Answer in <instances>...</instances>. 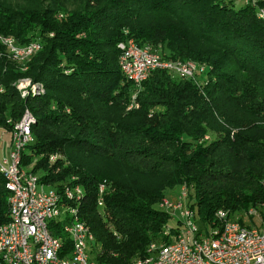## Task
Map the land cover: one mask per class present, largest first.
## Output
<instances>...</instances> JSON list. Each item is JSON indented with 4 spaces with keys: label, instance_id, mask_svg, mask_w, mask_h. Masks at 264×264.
Returning <instances> with one entry per match:
<instances>
[{
    "label": "trees",
    "instance_id": "trees-1",
    "mask_svg": "<svg viewBox=\"0 0 264 264\" xmlns=\"http://www.w3.org/2000/svg\"><path fill=\"white\" fill-rule=\"evenodd\" d=\"M258 7L264 0H87L75 11L59 0H0V34L42 46L25 72L0 43V128L11 132L27 110L34 115L22 166L60 189L83 186L79 214L94 233L98 264H132L167 241L164 229L180 222L159 204L182 187L202 226L220 210L252 211L264 225ZM130 38L167 59L205 65L208 82L160 70L138 88L118 64V45ZM22 78L44 84L46 94L22 98ZM103 182L113 191L100 208ZM9 198L0 172V226Z\"/></svg>",
    "mask_w": 264,
    "mask_h": 264
},
{
    "label": "built area",
    "instance_id": "built-area-1",
    "mask_svg": "<svg viewBox=\"0 0 264 264\" xmlns=\"http://www.w3.org/2000/svg\"><path fill=\"white\" fill-rule=\"evenodd\" d=\"M259 17L264 19V9L259 11ZM0 43L18 63L28 61L41 50L39 42L21 47L15 38L1 34ZM118 48L119 68L138 88L160 70L198 86L208 82L205 65L167 59L152 46L140 45L133 38L119 43ZM29 93L26 88L23 98ZM35 122L27 110L14 126L10 157L0 161V172L10 193L9 221L0 226V264H98L93 255L94 233L79 214L83 186L66 183L60 189L42 182L41 176L22 166L23 153L34 141ZM181 189L176 199L167 197L159 204L161 210L179 220L177 230L165 228L167 241L152 243L147 255L132 264H264V225L243 224L229 211L220 210L209 224L212 231H205L188 206V189ZM112 191L107 182L99 185L100 208Z\"/></svg>",
    "mask_w": 264,
    "mask_h": 264
},
{
    "label": "rangeland",
    "instance_id": "rangeland-1",
    "mask_svg": "<svg viewBox=\"0 0 264 264\" xmlns=\"http://www.w3.org/2000/svg\"><path fill=\"white\" fill-rule=\"evenodd\" d=\"M59 1L63 5H65L66 8L68 10H70V11L78 10L79 8H81V6L85 2H87V0H59ZM239 1L240 2L243 1L245 3V5L246 4L247 5H250V4H257L259 0H249V3H246L245 0H239ZM260 10H262V8L261 7H258L257 12H259ZM41 49H42V46H41ZM161 52H162V50L159 49V53H161ZM26 61L25 62H22V63H19V64H21V69L23 71H25V72L28 70L27 69V65H25ZM203 79H205V78H203ZM28 81H30V82L28 83ZM36 85H37V87H34ZM15 87H16L17 91L19 92V94L21 95L22 98H23L22 92H24L26 90V88L29 89V92H30L29 94H32L33 96H35V95L36 96H43V95L46 94V88H45L44 84L34 82L30 78H22V79H20L19 81H17L15 83ZM33 87H34V89H33ZM0 91L2 92V90H0ZM2 130H0V161L4 160L6 158L8 159L10 157V153H11V150H12V140H13V136H12L13 130L11 132H5V130H3V131ZM218 136L219 135H217V134L210 133L208 135V138L212 140V139H216ZM57 159H58V156L51 157V159H50L51 165H54L55 164V161ZM38 175L39 176H42L41 174H38ZM174 191H175L174 192V195H171L168 198L176 199L177 197L175 196V194H178L180 191H182V189H176ZM188 193H189V191H188ZM191 193L194 194V191L191 190ZM251 214H254V213L252 211H250L249 213H246V212L233 213V215L236 218H242L244 220V223H246L247 225L260 226V225L263 224V223H261L260 216L257 215V214L253 215L254 220L250 219ZM197 224H198V226L201 229H204L205 230L207 228L206 230H208L209 232L212 231L211 225L206 224L205 226H202L199 218L197 220Z\"/></svg>",
    "mask_w": 264,
    "mask_h": 264
},
{
    "label": "crops",
    "instance_id": "crops-1",
    "mask_svg": "<svg viewBox=\"0 0 264 264\" xmlns=\"http://www.w3.org/2000/svg\"><path fill=\"white\" fill-rule=\"evenodd\" d=\"M0 130H2L1 128H0ZM3 131V130H2ZM5 132H7V131H5Z\"/></svg>",
    "mask_w": 264,
    "mask_h": 264
}]
</instances>
